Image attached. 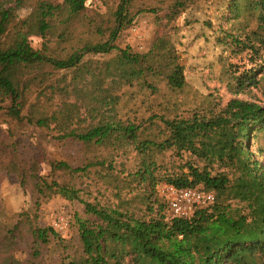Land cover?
I'll return each mask as SVG.
<instances>
[{
  "label": "trees",
  "instance_id": "16d2710c",
  "mask_svg": "<svg viewBox=\"0 0 264 264\" xmlns=\"http://www.w3.org/2000/svg\"><path fill=\"white\" fill-rule=\"evenodd\" d=\"M88 1L0 0V110L8 103L9 113L20 117L26 93H31L34 86L42 87L55 73L79 67L88 54L117 51L131 57L128 48L120 49L117 41L139 13L164 11L162 18L168 26L202 0H159L148 6L141 0H118L109 15L97 22L80 18ZM229 1L233 17L239 16L243 6L259 14L258 30L245 35V39L234 34L227 38L255 53L264 49V0ZM23 11L26 15L22 17ZM32 37L43 40L40 49L33 48ZM136 61L144 67L139 83L142 90L156 92L147 76L163 75L173 90H182L187 83L176 47L165 36L155 41L149 57ZM261 81L264 61L238 79L240 89L258 86ZM152 117V123L157 119L164 126L165 136L159 140L141 139L143 123L135 120L61 136L83 144L124 142L149 156L142 168L130 174L146 185L143 215L127 204L110 206L86 200L82 190L71 183L49 181L34 165L3 162L2 168L16 174L22 186L32 187L36 211L44 200L59 195L80 202L86 217L75 216L78 244H72L53 227L39 226L31 213L18 214L6 234L0 236V264H46L44 256L53 242L62 252L56 262L48 264H264V167L250 145L251 138L264 133V105L235 98L218 111L196 112L187 119ZM50 120L40 118L31 123L49 127ZM168 151L172 152L174 172L152 156ZM96 166L105 167L106 161L76 169L67 162L51 164L53 171L74 173H86ZM161 184L212 192L216 200L210 207L196 210L189 219L171 218L167 197L157 188ZM24 248L30 251L27 261L16 256Z\"/></svg>",
  "mask_w": 264,
  "mask_h": 264
},
{
  "label": "rangeland",
  "instance_id": "374dc122",
  "mask_svg": "<svg viewBox=\"0 0 264 264\" xmlns=\"http://www.w3.org/2000/svg\"><path fill=\"white\" fill-rule=\"evenodd\" d=\"M141 1L148 6L159 0ZM117 3L118 0H90L80 18L97 22L108 16L110 8ZM229 3V0H202L168 26L162 18L164 11L141 12L117 41L120 49L128 48L131 57L117 51L106 55L88 54L79 67L55 73L42 87L34 86L31 93H26L27 101L20 117L9 113L8 103L3 105L0 110V236L6 234L18 214L31 213L39 226H51L61 238L78 244L75 216L86 217L80 202L68 201L59 195L44 200L36 211L30 192L32 187L22 186L16 174L2 168L3 162L34 165L49 181L71 183L82 190L86 200L110 206L127 204L143 215L142 197L146 185L139 184V179L130 174L142 168L149 156L124 142L83 144L61 136L86 132L108 123L135 120L143 123L141 139L159 140L165 136V130L159 120L154 119L152 123L153 114L187 119L196 112L218 111L235 98L264 105V81L258 86L241 89L238 83L244 72L262 64L264 49L255 53L252 49L238 47L227 38L234 34L245 39V35L258 30L259 11L243 6L239 16L233 17ZM20 14L23 17L26 12ZM80 32L82 34V30ZM162 36L174 43L185 68L187 83L182 90L170 89L163 75L147 76L156 92L142 90L139 86L144 67L136 60L149 57L153 44ZM31 42L34 49H40L43 44L39 37H32ZM262 76V73L257 75L258 78ZM40 118H50V126L31 123ZM250 145L256 160L264 167V133L251 138ZM152 156L170 172L176 170L171 151ZM101 161H106L105 167H91L86 173L53 171L51 167L52 163L67 162L76 169ZM164 186L161 184L157 188L163 193ZM61 252L53 242L44 256L46 264L56 262ZM29 253L24 248L16 252V256L27 261Z\"/></svg>",
  "mask_w": 264,
  "mask_h": 264
},
{
  "label": "built area",
  "instance_id": "2783aa9c",
  "mask_svg": "<svg viewBox=\"0 0 264 264\" xmlns=\"http://www.w3.org/2000/svg\"><path fill=\"white\" fill-rule=\"evenodd\" d=\"M163 194L167 197V210L171 218L189 219L196 210L210 207L216 200L212 192L173 186H165Z\"/></svg>",
  "mask_w": 264,
  "mask_h": 264
}]
</instances>
